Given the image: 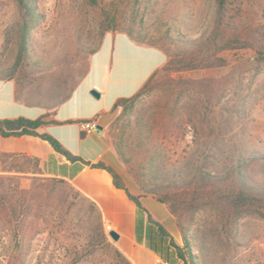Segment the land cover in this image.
I'll return each mask as SVG.
<instances>
[{"label":"rangeland","instance_id":"obj_1","mask_svg":"<svg viewBox=\"0 0 264 264\" xmlns=\"http://www.w3.org/2000/svg\"><path fill=\"white\" fill-rule=\"evenodd\" d=\"M36 4L42 17L31 31L27 59L17 62L19 9L13 0H0V79L13 80L17 96L53 104L86 71L104 35L121 31L100 33L98 10L84 0ZM123 9L144 42L172 52L173 44L182 48L179 42L200 37L210 26L215 0H131ZM201 55L195 51L183 58ZM217 56L224 63L214 67H161L137 99L112 110L106 126L115 155L112 169L131 194L152 195L155 186L178 176V168L184 177L196 154L219 151L242 154L246 179L264 187V57L250 48L225 49ZM253 152L261 157L251 159ZM95 223L89 199L46 175L39 162L0 157V264H104L105 257L89 246ZM219 223L213 208L194 217L197 264H219L233 251ZM237 227L240 254L229 255L264 264V220L248 214Z\"/></svg>","mask_w":264,"mask_h":264},{"label":"crops","instance_id":"obj_2","mask_svg":"<svg viewBox=\"0 0 264 264\" xmlns=\"http://www.w3.org/2000/svg\"><path fill=\"white\" fill-rule=\"evenodd\" d=\"M166 58L156 46L137 43L122 32H109L91 54L85 74L60 102L47 104L27 100L17 96L13 80L0 79V119L44 117L48 123L37 132L50 134L82 161H68L47 141L27 134L0 136V155H26L37 159L46 175L67 182L92 201L105 231L113 230L118 234L117 240L110 239L111 244L132 264H160L166 253L171 264H184L168 242L172 238L177 245H182L176 220L164 203L147 193H132L143 207L138 209L125 191L114 185L106 169L90 164L101 162L113 168L115 155L106 139L113 106L117 99L137 93L164 65ZM91 90H96L99 96H93ZM89 118L98 120V128L87 134L79 123ZM123 181L127 185L126 180ZM147 215L164 228L166 238L156 234V227Z\"/></svg>","mask_w":264,"mask_h":264},{"label":"trees","instance_id":"obj_3","mask_svg":"<svg viewBox=\"0 0 264 264\" xmlns=\"http://www.w3.org/2000/svg\"><path fill=\"white\" fill-rule=\"evenodd\" d=\"M19 9L20 21L17 29V62L26 60L30 46V34L42 17L38 10L36 0H13ZM85 3L97 9L98 28L100 33L105 31L119 30L129 36L137 43L144 42L140 30L134 28L129 22L123 9L131 0H111L103 3L102 0H84ZM139 0H133L137 3ZM123 6V7H122ZM240 32V33H239ZM243 33V35H242ZM147 45L160 48L167 60L161 69H183L214 67L223 64L222 58L217 54L230 48H250L264 57V1L262 0H215L214 14L210 26L204 33L195 39H185L179 42L182 48L173 44V51L163 45L157 46L154 42H144ZM212 52H209L211 51ZM96 51V50H95ZM195 51L202 53L195 59H185L184 56L195 54ZM209 52V53H208ZM87 70V69H86ZM86 72V71H85ZM85 72L81 75L83 76ZM155 72L141 87V89L128 98L116 100L113 109L123 107L126 102L137 99L149 81L156 74ZM68 94L64 97V99ZM44 117L34 120L18 117L15 119H0V136H20L32 135L47 141L51 147L68 161H82L78 156L73 155L65 149L61 143L48 133H39L37 129L45 124ZM233 153L219 151V154L204 156L201 152L196 154L190 164L186 166V175L180 177L181 168L177 169L176 177L167 183L166 186L157 185L152 190V195L160 202L164 203L169 212L174 216L176 224L181 233L182 245H177L172 238L168 239L169 245L174 249L177 258L184 264H197V257L192 250L191 225L196 214L205 208H213L219 218L220 232L225 243L232 245L233 253L237 250L238 242V221L245 215L253 214L264 220V187L251 184L245 177L243 165L245 159L242 154L232 156ZM3 160L7 157L29 158L26 155L1 154ZM236 157V158H234ZM251 159L261 157L258 152L252 153ZM211 158L212 160H209ZM33 159V158H32ZM38 162L37 159H34ZM213 161L219 163L217 166ZM84 164H88L83 162ZM92 167L106 169L112 176L113 183L117 188L123 189L138 209H143L137 196L130 193L122 182L119 175L109 166L96 162L90 164ZM184 169V168H183ZM175 185V187H174ZM73 188V187H72ZM177 192H176V190ZM79 194L77 191H75ZM81 195V194H79ZM89 207L96 215V223L92 228L89 246L92 251H99L105 258L104 264H132L108 241L104 231L101 215L96 205L89 200ZM149 222L156 227V234L160 238L168 235L164 228L155 222L150 215H147ZM194 238V237H193ZM156 250V248L153 247ZM230 252L229 254H231ZM223 254L219 259V264H250L247 260H233L234 255ZM240 254V253H239ZM236 257L238 255H235ZM167 260V253L165 258ZM205 264V263H204Z\"/></svg>","mask_w":264,"mask_h":264},{"label":"built area","instance_id":"obj_4","mask_svg":"<svg viewBox=\"0 0 264 264\" xmlns=\"http://www.w3.org/2000/svg\"><path fill=\"white\" fill-rule=\"evenodd\" d=\"M79 125L83 132L90 134L97 130L98 120L96 118L85 119L80 121ZM160 264H171V263L167 260H161Z\"/></svg>","mask_w":264,"mask_h":264},{"label":"water","instance_id":"obj_5","mask_svg":"<svg viewBox=\"0 0 264 264\" xmlns=\"http://www.w3.org/2000/svg\"><path fill=\"white\" fill-rule=\"evenodd\" d=\"M91 94L95 97H98L99 96V93L96 91V90H91ZM108 235L113 239V240H117L118 239V234L113 231V230H110L108 232Z\"/></svg>","mask_w":264,"mask_h":264}]
</instances>
